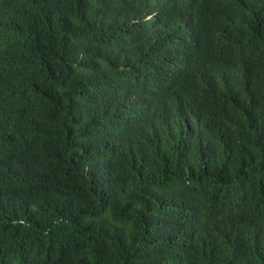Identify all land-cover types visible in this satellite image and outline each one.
Masks as SVG:
<instances>
[{"label":"trees","instance_id":"obj_1","mask_svg":"<svg viewBox=\"0 0 264 264\" xmlns=\"http://www.w3.org/2000/svg\"><path fill=\"white\" fill-rule=\"evenodd\" d=\"M0 264H264V0H0Z\"/></svg>","mask_w":264,"mask_h":264}]
</instances>
